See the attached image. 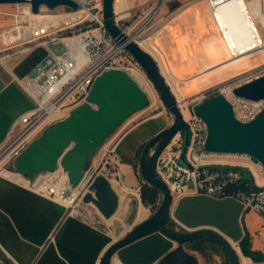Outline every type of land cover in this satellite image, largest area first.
Instances as JSON below:
<instances>
[{"label": "crops", "instance_id": "0c3cea01", "mask_svg": "<svg viewBox=\"0 0 264 264\" xmlns=\"http://www.w3.org/2000/svg\"><path fill=\"white\" fill-rule=\"evenodd\" d=\"M146 1L116 0L115 9L130 10ZM220 17L232 45L237 47L234 56L243 59L254 49H244L253 38L238 4L223 6ZM144 45L157 59L180 100L216 96L221 85L264 64V56L242 64L227 63L229 52L204 0L173 16L154 36L152 44ZM48 52V46L32 44L0 55V148L15 121L37 106L25 83L38 77L39 66ZM169 125L166 118L155 115L122 133L117 154L122 160L121 175L131 187L144 186L143 180L138 182L134 166L144 145ZM98 163L99 160L93 162ZM131 191L137 190L124 186L116 191L121 206L112 217L105 218L112 224L109 228L84 213H70L65 206L0 175L3 260L12 264H100L112 243L154 212L140 197L135 199V206L130 204L131 197L139 196L126 198ZM171 221L182 231H216L234 246L241 264H264V217L247 210L233 197L185 194L175 199ZM120 226L123 232L117 231ZM177 246L162 233L154 232L120 248L111 264H158ZM216 259L229 260L225 252L218 254Z\"/></svg>", "mask_w": 264, "mask_h": 264}, {"label": "built area", "instance_id": "2783aa9c", "mask_svg": "<svg viewBox=\"0 0 264 264\" xmlns=\"http://www.w3.org/2000/svg\"><path fill=\"white\" fill-rule=\"evenodd\" d=\"M71 1L78 5V9L57 7L67 10L57 22L37 18L40 15L32 12L29 3L17 4L19 10L15 25L0 33V43L8 51L32 44H43L49 48L48 55L39 66L38 77L25 83L37 106L15 121L8 139L0 148V175L65 206L70 213L78 214L85 213V209L91 205L85 204L83 197L99 174H105L111 183L114 179L120 184L123 182L120 170L122 160L117 154L122 134L112 138L111 147L107 148L98 164L87 166L84 177L76 186L70 183L67 172L61 166L55 172L42 173L34 179L10 167H14L20 155L47 127L65 119L75 107L86 102L95 80L104 72L121 69L130 75L138 73L148 81L140 63L127 50V43L134 41L151 52L144 44H152L154 36L168 20L200 0H147L130 10L115 9L116 25L125 40L112 36L106 29L102 0ZM204 1L210 8L229 55L235 57L232 40L219 14L220 5L226 0ZM238 1L243 4L245 17L251 22L254 50L264 48V37L260 31L264 30V0ZM85 23L88 24L87 28L75 32L76 26ZM51 45H59L63 50L58 52ZM262 76L264 65L242 73L231 84L218 88L217 95L226 97L238 121L246 123L254 120L264 110V100L251 101L238 97L233 92L234 88ZM194 101L202 100L178 99V106L191 134L186 152V161L190 166L180 161L184 146L183 134L178 133L159 157L157 175L169 186L175 199L189 193L216 198L233 197L242 202L247 210L264 217V164L247 154L209 152V126L201 116L189 109ZM156 109L168 112L163 103L157 105ZM107 143L103 148L107 147ZM233 168L246 169L252 181L243 182L244 174ZM141 191L142 187L138 188L139 195Z\"/></svg>", "mask_w": 264, "mask_h": 264}, {"label": "water", "instance_id": "95a60500", "mask_svg": "<svg viewBox=\"0 0 264 264\" xmlns=\"http://www.w3.org/2000/svg\"><path fill=\"white\" fill-rule=\"evenodd\" d=\"M102 1L106 29L112 36L125 40L116 25V0ZM26 3L31 4L34 14H39L42 7L50 10L61 6L78 9V5L71 0H0V4ZM126 48L144 69L174 121L147 141L139 160L144 190L149 187L157 188L162 195L160 206L148 219L112 243L105 251L100 264H111L113 255L120 248L154 232H160L178 244L158 264H200L197 256L190 253L186 246L202 238L214 240L226 253L230 264H241L234 246L216 231H182L169 226L175 198L169 186L157 175L158 161L174 137L182 133L184 147L180 161L183 165L190 166L186 161V152L191 134L178 106V98L154 55L134 41H129ZM233 92L247 100H264V76L235 87ZM149 103L148 95L127 71H106L95 80L86 102L75 107L65 119L47 127L10 169L34 179L39 174L55 172L61 166L67 172L70 183L76 186L84 177L90 158L121 125L147 109ZM189 109L201 116L209 126V152L247 154L264 164V110L254 120L240 122L235 117L232 105L222 94L194 101L189 105ZM233 169L244 174L243 182L252 181L246 169ZM83 202L91 204L104 218L112 217L120 206L119 196L105 174H99L94 179L83 197ZM5 264L12 263L6 260Z\"/></svg>", "mask_w": 264, "mask_h": 264}, {"label": "rangeland", "instance_id": "374dc122", "mask_svg": "<svg viewBox=\"0 0 264 264\" xmlns=\"http://www.w3.org/2000/svg\"><path fill=\"white\" fill-rule=\"evenodd\" d=\"M18 10H19V7L17 5H14V4H0V33L3 32L6 29L12 28L15 25V23H16V14H17ZM66 12H67V10H64L63 8H59V9H56L54 11H51V10H48L46 7H42L40 13L38 14L40 16H38L37 18L42 19V20L45 19L47 22H57L61 17H63L65 15ZM54 16H57V17H54ZM257 21H259V20H257ZM87 26H88L87 23H85L82 26H76L75 27V29H76L75 32L76 31H80L83 28H87ZM260 31H261V33H262V35L264 37V30L260 29ZM52 48L54 50L58 51V52H61L63 50V48L61 46H59V45H52ZM7 52H9V51L0 43V55H3L5 53H7ZM261 56H264V48L254 50V51L248 53L247 55L243 56V59H240V60L236 59V57H231V55H230V60L227 63H229V64L231 63V65H233V64H235V62L236 63L239 62L238 64H242V63H245L246 61H248V59H257L258 57H261ZM263 65L264 64L259 65V67L263 66ZM253 69H251V70H253ZM148 81H147L148 85H146V86H148V87L150 86L151 87V90L153 91V95H154L152 97V99L150 98V103H149L148 108L145 109L144 111L140 112V113L135 114L128 121H126L123 125H121L111 135V137L106 141V143L108 142L107 143L108 145H106L107 147L106 148H103V147L100 148L99 151L90 158L89 165L93 164V162H95L96 160L101 161V159L105 155V152H106L107 148L111 147V145H112V140H113L112 138H115L116 136H120L125 130H127L130 127H133L134 125H136L137 123H139L140 121L144 120L147 117L158 115L159 117L166 118L168 120L169 124L172 125V123L174 121V118L171 115V113L170 112H162L161 109H156V106L160 105L162 103V101H161V98H160L158 92L156 91V89L154 88L153 84L151 83V81L150 80H148ZM233 81H234V79L229 81V82H226L223 85L227 86V85L231 84ZM204 99H206V98L203 97L202 99H199V100H204ZM169 126H167V128ZM140 157H141V154H139L138 159H137V163L138 164H139ZM136 176L138 178V182L141 183V180H143V178H142L140 170H138V169H137ZM122 179H123V182L121 184L118 183L115 179L112 181L116 191L119 190L120 188L124 187V186H128V187H130L132 189L138 190L135 187L134 188L131 187L129 183H126V181H125V179L123 177H122ZM139 197L141 198V194L138 197H131L128 200V202H130V204L134 205L135 199H138ZM87 208L88 209H85V211H84L85 213L84 214H86L91 220L96 221L98 224L102 225L103 227L112 228L111 222L110 221L108 222L107 219H105L103 216H101L100 213L92 205H90ZM120 227L118 228L117 231L118 232H123V231H121L122 227L121 228ZM121 236H123V235H121ZM186 247H187V250L190 253H192V254L197 256L200 264H206V263H209V264H230L229 260H226V261L217 260L216 256L218 254L214 253V252H212L210 250H206V256L204 257V255L200 254L197 251H193L191 248H189L190 247L189 245H187ZM3 257H4L3 254H0V263L5 264L6 260L4 261Z\"/></svg>", "mask_w": 264, "mask_h": 264}, {"label": "trees", "instance_id": "16d2710c", "mask_svg": "<svg viewBox=\"0 0 264 264\" xmlns=\"http://www.w3.org/2000/svg\"><path fill=\"white\" fill-rule=\"evenodd\" d=\"M214 96H211L210 98ZM140 154H142V152H140ZM134 166L136 170H140L138 163H136ZM141 199L145 206L151 207L153 211H155L162 202V195L161 192L155 187H149L148 190H144L143 186L141 191ZM169 226L178 229L172 221L170 222ZM189 246V248H191L193 251L199 252L200 254L204 255V257L206 256V250H210L217 254L224 253L223 249L214 240L209 238L198 239L197 241L189 244ZM0 254H2L1 251Z\"/></svg>", "mask_w": 264, "mask_h": 264}, {"label": "bare ground", "instance_id": "6f19581e", "mask_svg": "<svg viewBox=\"0 0 264 264\" xmlns=\"http://www.w3.org/2000/svg\"><path fill=\"white\" fill-rule=\"evenodd\" d=\"M231 3H236V4H238V6H239V10H240V13L242 14V16H243V18H244V20L246 21V24H247V26H248V29H249V31H250V33H251V35H252V38H253V33H252V29H251V22H249L248 20H247V18L245 17V14H244V11H243V9H244V6H243V4H241L238 0H226V1H224L221 5H220V8H219V12H220V10H221V8L223 7V6H225V5H229V4H231ZM220 14V13H219ZM255 47V41H254V39H253V42L250 44V45H248V46H246V47H244V49H246V48H252V49H255L254 48ZM237 47L236 46H234V49H236ZM131 76L138 82V84L140 85V87L144 90V92L148 95V97L149 98H151L152 99V97L154 96L153 95V91L151 90V87L149 88L148 86H146V85H148L147 84V80L145 79V77H143L142 75H140V74H138V73H131ZM112 185H113V182H112ZM114 187V186H113ZM138 191V190H137ZM137 191H131V192H129V194H128V196H126V198L127 197H129L130 195H134V196H137V195H139V192L137 193ZM131 193V194H130ZM119 201H120V199H119ZM120 206H121V202H120ZM120 206H119V208H120Z\"/></svg>", "mask_w": 264, "mask_h": 264}, {"label": "flooded vegetation", "instance_id": "af4514ba", "mask_svg": "<svg viewBox=\"0 0 264 264\" xmlns=\"http://www.w3.org/2000/svg\"><path fill=\"white\" fill-rule=\"evenodd\" d=\"M144 148V147H143Z\"/></svg>", "mask_w": 264, "mask_h": 264}]
</instances>
